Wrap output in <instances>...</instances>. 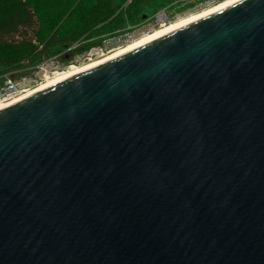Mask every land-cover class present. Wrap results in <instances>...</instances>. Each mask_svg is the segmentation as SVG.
I'll return each instance as SVG.
<instances>
[{
    "label": "water",
    "instance_id": "water-1",
    "mask_svg": "<svg viewBox=\"0 0 264 264\" xmlns=\"http://www.w3.org/2000/svg\"><path fill=\"white\" fill-rule=\"evenodd\" d=\"M0 264H264V0L2 109Z\"/></svg>",
    "mask_w": 264,
    "mask_h": 264
},
{
    "label": "rangeland",
    "instance_id": "rangeland-1",
    "mask_svg": "<svg viewBox=\"0 0 264 264\" xmlns=\"http://www.w3.org/2000/svg\"><path fill=\"white\" fill-rule=\"evenodd\" d=\"M96 1L98 0H0V27L11 15L24 8L33 11L41 27L35 42L31 44L9 47L0 45V63L11 62L13 67H19L5 74L16 80L24 75L29 76L36 72L41 75L43 71H47L46 75L52 79L72 65L81 66L90 60L100 59V49L106 54L159 31L163 24L159 20L162 12L168 17L165 24L169 25L201 11L187 3V0H182L158 9L145 19H134L132 24L125 20L120 23L118 19L125 18V11L131 2L127 0L111 16L116 19L110 26L105 24L95 27L92 20L81 30L78 23L80 16L91 14L87 19L93 18L97 10H90V4Z\"/></svg>",
    "mask_w": 264,
    "mask_h": 264
},
{
    "label": "trees",
    "instance_id": "trees-1",
    "mask_svg": "<svg viewBox=\"0 0 264 264\" xmlns=\"http://www.w3.org/2000/svg\"><path fill=\"white\" fill-rule=\"evenodd\" d=\"M176 1L182 0H131L127 10L125 11V18L120 17L123 16V14L120 13V16L118 15L120 19L118 20H120V23H123L125 20L132 24L134 19H145L158 9L171 5ZM125 2H127V0H98L96 3L90 4V10L96 9L97 13H95V15H93L94 17H91L90 20L87 19V16H91V14L80 16L81 18L78 20V23L83 27H80L79 25V28L84 30L87 24H89L92 20L95 22V25L93 23V26L95 27L100 25L103 26L105 24L110 26L116 19V17L111 18V16H114V13L116 14L117 9ZM40 28L41 27H39L38 20L35 17L33 11L29 8H24L11 15L9 20L6 21L2 27H0V45L9 47L18 44H31L35 42ZM27 64L29 65V63ZM16 68L19 67H13L11 62H1L0 75Z\"/></svg>",
    "mask_w": 264,
    "mask_h": 264
},
{
    "label": "bare ground",
    "instance_id": "bare-ground-1",
    "mask_svg": "<svg viewBox=\"0 0 264 264\" xmlns=\"http://www.w3.org/2000/svg\"><path fill=\"white\" fill-rule=\"evenodd\" d=\"M243 0H224L220 3H218V5H213L210 7H207L201 11H199L198 13H195L193 15H190L186 18L180 19L174 23H171L169 25L167 24H162L159 29V31L157 30L156 32H153L149 35H147L146 37L143 36V38L134 41L133 43L124 46V47H120L118 49L112 50L110 52H108L107 54H104L100 57V59H96V60H90L88 63L81 65V66H70L66 71L61 72L56 74V76L52 79H50V77L46 78V80L44 82H42L41 84H39L38 86L34 87L33 89L29 90L26 94L20 96L19 98L13 100L12 102L6 104V105H2L0 106V111L2 109H5L7 107H10L12 105H15L29 97H32L33 95H36L40 92H42L43 90H46L50 87H53L63 81H66L76 75H79L81 73H85L88 70H91L95 67H98L102 64H105L107 62H110L114 59H117L127 53H130L142 46H145L155 40H158L166 35L171 34L172 32H175L185 26H188L192 23H195L197 21H200L206 17H209L221 10H224L238 2H241ZM162 17H159V19H161ZM166 25V26H165ZM57 73V72H56ZM54 74V73H53ZM52 74V75H53Z\"/></svg>",
    "mask_w": 264,
    "mask_h": 264
},
{
    "label": "built area",
    "instance_id": "built-area-1",
    "mask_svg": "<svg viewBox=\"0 0 264 264\" xmlns=\"http://www.w3.org/2000/svg\"><path fill=\"white\" fill-rule=\"evenodd\" d=\"M224 0H187V3H191L200 10H203L207 7L218 5V3ZM162 17L159 19L163 24L167 21L168 17L165 15L164 12L159 16ZM100 56L104 55L102 49L99 50ZM110 52V51H108ZM106 52V54L108 53ZM47 71H43L41 75H37L38 73H34L32 75L22 76L19 79H12L9 77V74H3L0 76V106L6 105L13 100L19 98L20 96L26 94L29 90L33 89L34 87L38 86L42 82L48 78L46 75Z\"/></svg>",
    "mask_w": 264,
    "mask_h": 264
}]
</instances>
